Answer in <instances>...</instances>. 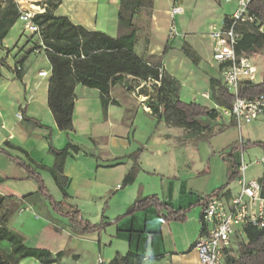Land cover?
<instances>
[{
    "label": "crops",
    "instance_id": "1",
    "mask_svg": "<svg viewBox=\"0 0 264 264\" xmlns=\"http://www.w3.org/2000/svg\"><path fill=\"white\" fill-rule=\"evenodd\" d=\"M16 1L19 2L18 0ZM34 1L26 0V2H31L27 4L28 6L36 8L37 6L32 4ZM197 1L154 0L152 9L147 10L136 21L139 24V28L136 31L137 40L134 45V52L143 61L147 57L154 56L160 58L165 74L171 78L174 76L172 75L173 73L168 72L165 58L167 59L170 56L169 60H172L175 57L174 54L179 52V46L176 47L175 45L176 38L179 37L183 41H188L191 35L190 32L186 31V26H183V29L182 26L181 28L179 26L181 30L178 29L176 18H185L188 15L190 21V17L194 16L195 11H197ZM119 2L120 0H62L54 14L56 16L67 17L73 24L80 25L88 31H98L115 37L117 34ZM205 2L207 8L210 9H206L207 11L204 12V23L208 25V29L210 30L212 26L220 25L225 17L233 14L236 9L237 0H231L228 4L220 0H205ZM173 5L181 6L182 13L171 18L169 12ZM19 8L30 10L25 5H19ZM216 11L220 13L218 21L211 19V16L215 15ZM145 24H147V36L139 40L138 33L142 32V27ZM171 25L174 26L177 32V36L173 38L168 36ZM262 27L264 28V25ZM23 33V23L17 20L0 46V60L3 62V66L0 68V149H4L12 158L31 166L35 172L43 177L42 171L48 173L47 170L52 169L55 160L49 151V147L51 146V130L56 129L58 132L70 134L74 130L73 114L71 130L59 131L47 105V88L51 66L42 49L39 50L37 55L31 52L29 56L32 55L37 60L38 56L43 55L44 60H46L49 66L48 70L37 72V76L40 78L48 77L45 93H36L38 83L33 86L29 84L28 73L30 68L26 67L29 56L23 62L21 78L18 79L24 85V90L28 93L10 92L14 85L13 80L17 79L14 72L15 62L22 57L23 50L26 51L27 48L24 41L20 44L24 40ZM140 42L142 46H140ZM188 45L197 51V47L191 42L188 41ZM179 62L184 63L183 57H179ZM122 78L124 80L133 79L130 76H122ZM119 81L111 86L109 94L110 100L116 104H108L104 113L105 119L99 122L100 126H107L109 129H113L110 117L111 113H114L115 108L117 110H122V108L125 110L129 109L133 115L135 114V108L139 106H142L145 110L149 109L146 103L142 101L147 96L141 95L138 98L136 95L133 97L129 93H114V90L119 86ZM203 94L207 93H202L201 97ZM22 95L25 105L21 102ZM74 95L73 113L79 100L87 97L98 100L101 112L103 113L97 90L77 85L74 89ZM176 96L179 99L178 82ZM202 98L209 102L204 105L213 110L214 113L211 117L207 116L199 119L200 135L195 138L191 135L190 129L174 126L167 123L163 117L161 118L166 126L181 130L182 141H180V145L182 146L187 143L196 142L201 136H206L211 131L218 133L225 126H236L234 120L225 116L221 112L220 107L212 99L209 101V99ZM13 108H16L15 118L18 122L17 124H19L18 130L14 124H10V120L6 114L7 110ZM147 112L157 119L158 115L153 114L150 109ZM25 118L37 120L43 127L36 126L33 121H27ZM110 138V141L114 144L116 136L111 134ZM6 143L8 146H5ZM68 144L77 146L79 151L77 153L69 151L63 162L62 176L65 179L63 189L67 194L65 202L79 208L83 218L88 220L89 216H86L84 212L82 213V203L85 205L92 204L94 186H101L103 194L109 192V189L114 188L109 194L112 196V200L118 202L116 207L119 208V211H123L124 208L129 207L135 200L143 197L152 194L159 197L157 192L144 193L139 188L133 187L139 178L141 170L138 160L139 170L136 173L134 181L129 185L122 186L124 177L133 166V163L130 164L126 161L128 160L127 157L131 155L130 153H102L100 157H96L93 151L97 148L94 145L89 152H85L80 145L70 141L66 142L61 148L56 146L53 148L60 150ZM34 151L43 153L47 158V162L44 158L36 157L33 154ZM21 153L25 154V157ZM234 156L238 161L236 153H234ZM120 168L122 171L116 180L117 182H115L116 186L113 187L112 185L114 184L107 177H109V173L113 172V170H120ZM99 174L102 176L101 180L98 179ZM48 175L51 178L49 173ZM26 177L25 170L17 162L12 161L0 152V196L11 197L18 207L9 219L7 227L22 236L24 245L27 248L46 250L53 256L62 253L59 261L53 264H98L99 260L102 264H111L115 258L118 259V264H127L120 259L129 252L141 257L139 264H199L197 255L193 250L194 243L200 233L202 206L199 203H202L203 198L217 188L212 190L210 187H205L206 191H203L196 186H189V180L182 178L179 173L178 176L173 175L162 178L161 187H163L164 182H166V185L160 197L161 200L169 203L174 209L189 208V214L183 222H167L155 210L148 209L122 219L118 223H115L113 227L105 229L98 235L77 236L72 234L62 221H53L48 218L47 211L44 214L36 211L35 206L29 202V199L25 198L33 193L32 191L34 190L32 187H29V190H25L26 187L21 185V182L26 180ZM53 183L59 190L54 181ZM236 190L225 188L220 195H232ZM61 200L62 198L57 201ZM98 204L97 213L101 217L99 222L102 219L108 221L110 215L105 210L101 211V203ZM0 249L8 254L10 245L3 241L0 243ZM18 264L40 263L32 258H24L19 260Z\"/></svg>",
    "mask_w": 264,
    "mask_h": 264
},
{
    "label": "trees",
    "instance_id": "2",
    "mask_svg": "<svg viewBox=\"0 0 264 264\" xmlns=\"http://www.w3.org/2000/svg\"><path fill=\"white\" fill-rule=\"evenodd\" d=\"M153 1L120 0L115 37L98 31H88L80 25L73 24L65 16H56L54 12L62 0H36L33 3L35 6L43 8V12L35 14L32 19L38 28L36 35L39 44L36 48H32L30 52L42 49L51 66L47 88V105L59 131H69L72 128L74 89L77 85L97 90L102 111L105 113L109 103L116 104L110 100V88L122 76H130L140 80L151 78L158 81L159 64L145 62L134 52V45L137 40L136 31L139 28L136 21L147 10L152 9ZM20 13L15 0H0V46L11 27L19 20ZM248 14L255 18V22L243 23L237 26V32L240 33L241 39L236 50L238 54L243 53L248 57H255L262 54L264 48V34L258 31L264 25V0H251L248 5ZM224 20L226 21V19ZM30 52L26 51L15 62L14 72L17 79L21 78L23 62ZM181 52L194 64L197 63L198 58L195 51L187 44L181 47ZM2 64L3 62L0 60V68L3 66ZM160 84L166 90L160 101L163 107L169 108L176 117L175 121H170L169 124L190 129L191 135L195 131L198 134L193 136L194 138L200 135L199 119L213 116L214 111L195 102H181L176 96L177 82L170 76H162ZM209 90L212 93V100L220 109L230 108L234 96L223 87L220 78L209 79ZM259 95H264V76L260 82L243 81L238 86V96L241 98ZM25 119L33 121L36 126L43 127L37 120ZM251 144L264 148V142H253ZM5 146H8V144L6 143ZM236 147L237 144L228 153L232 169L228 176V182L235 179L238 173V161L234 156ZM49 151L55 160L52 169L47 171L61 192L62 200L59 202L53 201L48 196L41 176L31 166L12 158L4 149H0L1 153L17 162L25 170L26 179H31L36 183L38 191L47 198L52 209L67 220L71 233L77 235L99 234L111 224L109 221L102 219L101 222L92 224L82 217L78 208L65 202L67 194L63 189L65 182L62 176L63 162L69 151L77 153L79 148L68 144L60 150L50 146ZM127 158L133 160V166L124 177L122 186L131 184L139 170L137 153L135 152ZM225 188L226 186H222L212 191L203 198V202L199 203L200 206L203 207L211 197L223 193ZM17 208V204L11 197L0 196V243L4 241L10 245L8 254L0 249V264H18L19 260L24 258L35 259L40 264L57 263L62 253L53 256L46 250L27 248L24 245L22 236L7 227L9 219ZM148 209L155 210L167 222H183L189 212V208L174 209L169 203L152 194L135 200L123 215L115 219L114 223ZM201 232L200 227L199 235ZM241 251L242 253L237 258L227 255L226 264H264V227L261 229H244ZM120 260L127 264H139L141 257L129 252ZM111 264H118V259L115 258Z\"/></svg>",
    "mask_w": 264,
    "mask_h": 264
},
{
    "label": "rangeland",
    "instance_id": "3",
    "mask_svg": "<svg viewBox=\"0 0 264 264\" xmlns=\"http://www.w3.org/2000/svg\"><path fill=\"white\" fill-rule=\"evenodd\" d=\"M18 1L19 2L16 1L18 6L25 5V7L29 8L31 11H35L36 8L27 5L31 2H26V0ZM34 2H32V4ZM196 8L197 11H195L194 16L190 17V21L188 15H186L185 18L177 17L176 21L179 30H181V26L182 29L183 26H186V31L191 33L188 41L197 47V51L188 45V41H183L178 37L175 40V45L176 47L179 46V52L174 54V59L169 60L170 56H168L165 60L168 72L173 73V78L179 84L180 101H191L204 105L209 102L201 97L202 93H207L209 101L212 99V93L209 90V79L220 78V76L217 66L211 62V44L207 37L210 30L208 29V25L204 23V12L210 8H207L205 0H198ZM19 10L20 12L27 11L21 8H19ZM219 16L220 13L216 11L215 15L211 16V19L218 21ZM146 29L147 24L142 27V32H140V34L138 33L139 40L147 36ZM258 31L264 34L263 27H260ZM23 37L24 40H22L20 44L24 41L27 47L26 51L30 52L32 48H36L39 44L36 34H30L24 31ZM184 44H187L195 51L198 58L196 64L181 52V47ZM140 46H142L141 42ZM26 51L23 50V54ZM262 52L263 53L260 55L250 57L252 64L257 70V82H260L264 76V48ZM33 53L37 55V53ZM180 56L184 59L183 64L179 62ZM145 61H152L155 64H159V70L162 76L165 77L167 75L162 68L160 58L154 56L147 57ZM26 67L30 68L28 73V79L30 80L29 84L33 86L38 83L36 93H45L48 77L40 78L37 76V72L40 70H48L49 66L46 60H44V56L40 55L37 57V60H35V57L30 55L29 60L26 62ZM13 83L14 85L10 92L28 93L24 90V85L20 80L15 79ZM174 89L176 88L174 87ZM165 91L166 90L162 88L160 83H156L151 78L145 80L134 78L124 80L121 78L119 86L114 90V93H129L131 96L135 97L136 95L138 98L141 95L147 96V98L144 97L142 101L146 103V106L149 107L153 114L158 115V120L148 114L147 111H149V109L145 110L142 106L135 108L134 115L129 109L125 110L122 108V110H117L115 108L114 113H111L110 117L113 129H109L107 126H100L99 124V122H102L105 118L104 113L101 112L98 100H93L90 97L82 98L79 100L73 113L74 130L70 132V134L58 132L56 129L51 130V146L54 148L55 146L61 148L66 142L70 141L80 145L85 152H89L94 145V147L97 148L93 151L96 157H100L102 153L112 154L115 152H125L133 154L136 152L141 170L139 172V178L133 187L139 188V190L144 193L157 192L160 200L166 185V182H164L163 187H161L162 178L173 175L178 176V173L182 178L189 180V186H196L203 191H206L205 187H210L213 190L222 186L236 190L237 185L235 179L228 182V175H230L232 170L231 159L228 157V153L235 144H239L240 138L245 145L243 147V160L244 163L248 165L245 173L246 179L250 180L264 176V148L259 145L251 144L253 142H264V115L259 116L258 119L252 123L243 124L240 131L236 126H225L221 132L216 133V131H211L210 134L201 136L196 142L187 143L182 146L180 145V141H182L181 130L166 126L164 121L161 120L163 117L165 121L169 123L170 121H175L176 118L173 112L167 107L164 108L160 101ZM78 94L80 93L78 92ZM21 102L25 105L23 95L21 96ZM15 110L16 108L7 110L6 114L10 120V124H14L18 130L19 124H17L18 122L15 118ZM192 133V136L198 134L195 131ZM111 134L116 136L114 144L110 141ZM93 141H95L94 144ZM33 154L36 157L44 158L47 162V158L43 153L34 151ZM23 155L25 157V154ZM127 159V163H133L132 159ZM121 171L120 168V170H113V172H111L112 174L109 173V177L107 178L114 184L112 185L113 187L116 186L115 182H117L116 180ZM42 175L43 177L41 178L48 196H50L53 201L58 202L57 200L62 198L61 193L55 187L46 171H42ZM101 178L102 176L99 174L98 179L101 180ZM21 185L26 187L25 190H29V187H32L34 190L32 191L33 193L26 198L35 206L37 212L44 214V212L47 211L48 218L53 221H62L68 228L67 220L52 209L50 202L38 191V187L33 180L26 179L21 182ZM93 190V202L89 205L82 203V213L84 212L86 216H89V218L87 217L89 222L97 224L101 219L100 214L97 213V206L99 205L98 203H101V211L105 210V212L110 215L108 221L111 224L105 228L109 229L115 225V219L125 213L128 206L124 208L123 211H119V208L116 207L118 202L112 200V196L109 194L114 188L109 189V192L106 194H103V188H101V186H94ZM188 214L189 212L187 215ZM89 235H98V233H87L77 236ZM242 242L239 239H233V248L229 252V256L237 258L242 253Z\"/></svg>",
    "mask_w": 264,
    "mask_h": 264
},
{
    "label": "built area",
    "instance_id": "4",
    "mask_svg": "<svg viewBox=\"0 0 264 264\" xmlns=\"http://www.w3.org/2000/svg\"><path fill=\"white\" fill-rule=\"evenodd\" d=\"M230 3L231 0H220ZM251 0H237L233 14L225 17L220 25L212 26L207 37L211 44V62L219 70L223 87L234 96L229 109L221 112L232 118L236 127L241 129L243 124H249L264 115V95L255 97L238 96V86L243 81L256 82V68L250 57L243 53L238 54L236 47L241 39L237 26L243 23H254L255 18L248 14V5ZM43 8L37 6L35 11H21L19 20L23 29L30 34L38 32L32 19L35 14L42 13ZM182 13L179 5L170 9L171 18ZM168 36L176 37L177 32L173 25L169 27ZM38 53L39 50H35ZM160 72V70H159ZM162 78L159 73L158 81ZM202 97L208 99L207 94ZM243 143L241 138L235 153L238 156V169L235 178L237 190L234 194L216 195L208 199L201 211V234L196 240L193 250L199 264H226V257L233 248V239L244 240V229H261L264 227V176L260 179H246L248 165L243 160ZM264 161V160H263ZM98 264H102L99 260Z\"/></svg>",
    "mask_w": 264,
    "mask_h": 264
},
{
    "label": "bare ground",
    "instance_id": "5",
    "mask_svg": "<svg viewBox=\"0 0 264 264\" xmlns=\"http://www.w3.org/2000/svg\"><path fill=\"white\" fill-rule=\"evenodd\" d=\"M32 7V6H31Z\"/></svg>",
    "mask_w": 264,
    "mask_h": 264
}]
</instances>
